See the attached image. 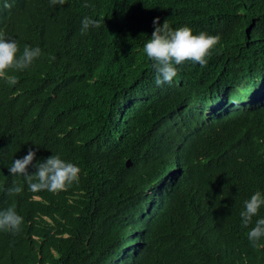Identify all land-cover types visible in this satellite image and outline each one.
<instances>
[{
    "label": "trees",
    "instance_id": "1",
    "mask_svg": "<svg viewBox=\"0 0 264 264\" xmlns=\"http://www.w3.org/2000/svg\"><path fill=\"white\" fill-rule=\"evenodd\" d=\"M3 1L0 32L18 55L32 43L43 54L10 71L15 85L0 79V94L20 106L0 101V211L23 217L18 234L0 230V264H264V247L247 238L264 206L248 227L240 216L264 194V0ZM86 16L100 27L81 35ZM155 17L219 35L207 66L188 63L157 86L143 52ZM210 130L215 148L172 187V149L199 147ZM29 149L33 164L73 163L79 182L31 192L8 171ZM214 175L229 189L192 207Z\"/></svg>",
    "mask_w": 264,
    "mask_h": 264
},
{
    "label": "clouds",
    "instance_id": "2",
    "mask_svg": "<svg viewBox=\"0 0 264 264\" xmlns=\"http://www.w3.org/2000/svg\"><path fill=\"white\" fill-rule=\"evenodd\" d=\"M50 3L63 5L65 0H50ZM10 6L7 1H3V4L0 3V13H10ZM159 19V17L153 19L154 31L143 46L146 58L152 62L157 86L164 83L171 84L177 77L179 68L188 63L199 64L201 67L207 66L213 49L220 41L219 35H209L205 32L193 34L192 29L187 26L173 30L167 19L162 24L159 23ZM90 27H100V21L86 16L81 22L80 34H87ZM18 53V43L13 39L5 38L4 34L0 32V79H5L10 85L18 83V78L14 75L11 76L10 71L28 69L43 54L42 48L33 43L32 47L26 45L22 54L18 55ZM50 59L54 60L55 57H50ZM2 100L11 101L18 109L20 108L9 95L0 94V101ZM201 137L206 141L200 142L199 147L191 139L181 142L172 149L171 157L174 162L172 159L169 161V174L166 175V179L172 187L176 185L179 178L187 176L193 170L196 161L204 155L208 146L212 145L215 148V145L211 143L212 130ZM35 157V151L29 149L24 157L15 159L8 169L11 175L22 176L31 192L47 190L51 193H59L67 191L73 183L79 182L80 169L73 163L62 160L58 155H51L44 162L37 161L33 164ZM173 163L177 166H174ZM30 166L35 168L33 174L28 172ZM229 187L225 182V175L207 177L203 181L202 192L194 197L192 207L206 202L213 191L229 189ZM8 191L19 194L23 189L19 185H14ZM262 206H264V194L256 191L250 199L244 202V211L240 213L242 226L248 227L252 224L253 217L258 215ZM213 216L208 214L203 218L213 219ZM22 223L23 217L17 214L14 207L0 211V230L16 235L20 232ZM171 235L176 236L177 230L172 228ZM247 238L254 249L264 247V244L260 243L261 238H264V218L255 221L254 227L247 233Z\"/></svg>",
    "mask_w": 264,
    "mask_h": 264
},
{
    "label": "water",
    "instance_id": "3",
    "mask_svg": "<svg viewBox=\"0 0 264 264\" xmlns=\"http://www.w3.org/2000/svg\"><path fill=\"white\" fill-rule=\"evenodd\" d=\"M129 161H127L126 163H128ZM126 165H128V164H126Z\"/></svg>",
    "mask_w": 264,
    "mask_h": 264
}]
</instances>
